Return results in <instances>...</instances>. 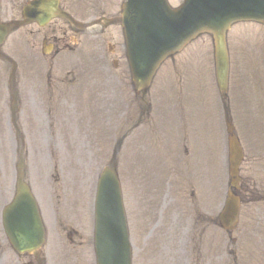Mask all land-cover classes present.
I'll list each match as a JSON object with an SVG mask.
<instances>
[{"label": "rangeland", "instance_id": "rangeland-1", "mask_svg": "<svg viewBox=\"0 0 264 264\" xmlns=\"http://www.w3.org/2000/svg\"><path fill=\"white\" fill-rule=\"evenodd\" d=\"M181 0H172L174 5H177ZM254 28L252 25H240L235 27L230 33L231 42L233 39L236 40L241 35H246V38H242L247 44L246 58L247 63H251V66L254 65L256 68L255 72H252L251 67L245 66V71L241 72V80L246 83V86H239L237 89V95L240 98V102L236 104L234 101V122L236 124L237 130L242 137V140L247 143V151L251 157H261L264 153V137H260L257 133L261 122L258 118L252 115L253 106L250 104L253 101L254 96L252 89L259 92L257 95L258 110H260V117L264 120V43L261 41L260 33L257 31L258 27H255V33L249 32ZM233 52L234 60L235 57V43L233 41ZM177 62L172 64V73L170 80L164 81V84L159 82L164 79L159 77V80L154 85L153 94L155 99V104L158 107V113L154 115L155 120H159V126L163 125V128L168 129L169 124L167 123L170 118V108L173 110L174 107H170V102L168 99H172L173 102L177 99L184 100V131L185 133H190L193 138L192 140H200V138L205 134L207 141V150L211 151V147L218 143V136L223 134V129L220 121L217 120L214 116L213 106L216 108L219 107V100L217 92H212V79L204 83V77L206 71L213 65V47L212 41L209 36H204L196 43H194L188 50L185 51L183 56L177 58ZM156 86H158V91L156 92ZM213 97L214 103L212 104ZM196 102L193 106L192 103ZM250 101V102H249ZM174 105V103L172 104ZM160 107V108H159ZM179 111V109H178ZM174 114L172 115L173 118ZM206 118L205 126L202 125V121ZM218 116V114H217ZM181 116L178 115L177 119H180ZM248 119V121H247ZM194 124H193V122ZM167 123V124H166ZM173 124V121H172ZM163 128L160 130L163 132ZM161 132V146H166L168 144L167 136ZM174 147V146H173ZM161 151H153V154L150 158L145 159L144 155L142 157L136 152H128L127 158L129 163L134 166L135 161H140L145 163L144 169L146 170H155L158 168L159 160L161 157ZM39 164L38 167H33L32 174L30 170L32 168L31 156L29 157V170H28V179L32 183L33 188L37 189L38 198L40 203H42L45 217L52 219L54 216V210L50 206V198L45 192V181L50 185L53 184L54 188V200L56 203V211L59 212V205L66 200L67 204L64 205L62 209L65 214L74 215V214H83V209L85 211V220L90 222L91 215V200L93 195V189L89 192V182L93 175V171L81 170V171H71L70 173H65L62 171H53V165L56 162L52 161L49 156H34ZM123 157H119L120 160V169L119 172L122 174L123 171ZM95 159V163L92 164V169L97 164L108 163L109 157L104 156H93L91 160ZM89 163V162H88ZM37 170H40L41 174H36ZM255 176L254 178L259 181L262 179L264 181V162L259 163L258 167H255ZM212 173V170H211ZM215 173L214 170V181L211 187L208 190V205H212V195L216 196V184H215ZM98 174V172L96 173ZM95 174V178H96ZM81 178L79 179V177ZM123 176V174H122ZM15 168H14V158L9 157L7 152L0 153V210L2 205L5 204L12 197L14 191L15 183ZM227 178V167L225 164L224 167V181L226 189V179ZM79 179V180H78ZM80 182L83 186L82 190H77L74 186L75 183ZM62 183V184H61ZM133 190H137V182L135 177L132 178ZM65 187V188H64ZM52 192V190H51ZM85 192V193H81ZM129 194V204L130 211L133 210L134 214L138 209V197L133 194L134 192L131 189H128ZM71 193V195H70ZM78 200L81 202V207L77 203ZM5 202V203H4ZM254 215L256 222L252 223V228H254V235L250 241L247 240L246 246L241 247V256L244 255L249 258V261L255 264H264V201L256 202L253 206ZM83 208V209H82ZM75 209V210H73ZM52 213V216L50 215ZM0 221H1V211H0ZM245 222H249L248 220ZM226 234V233H225ZM227 235V234H226ZM1 236V231H0ZM59 237L63 244L69 242L68 234L58 233L56 236ZM227 240V237L225 238ZM225 240V241H226ZM51 244V243H50ZM49 244V245H50ZM47 247H50V246ZM243 260L241 259V263Z\"/></svg>", "mask_w": 264, "mask_h": 264}, {"label": "water", "instance_id": "water-1", "mask_svg": "<svg viewBox=\"0 0 264 264\" xmlns=\"http://www.w3.org/2000/svg\"><path fill=\"white\" fill-rule=\"evenodd\" d=\"M182 12H180V16ZM179 16V15H178ZM231 22V20H227L225 22H223L222 26L225 27L226 25H228ZM166 24L165 21H162L161 24H152L150 25H145L140 27L142 24H138V26L140 27L139 30L141 33H143L146 37L150 38L151 41H149L147 44H145L143 46L142 52L137 53L136 49L134 48L135 46V38L134 35L131 34V48H132V55H133V61L135 64V69H136V73L138 75L141 74V71L139 70V65L140 64H146L147 66H150V70H151V74L154 71L155 67H157V65L159 64V62L162 60V58H164V56H166L168 53H170L172 50H174L172 47H169L166 45V49L160 53V45L159 42L154 41V39L159 38V34L163 28V26ZM204 26H198V27H192V31L196 32V31H201L203 30ZM158 40V39H157ZM186 39H183V41H185ZM108 180L110 181V184H112L111 180L112 177H108ZM27 201H29L27 199ZM105 221H108L107 219H103Z\"/></svg>", "mask_w": 264, "mask_h": 264}, {"label": "flooded vegetation", "instance_id": "flooded-vegetation-1", "mask_svg": "<svg viewBox=\"0 0 264 264\" xmlns=\"http://www.w3.org/2000/svg\"><path fill=\"white\" fill-rule=\"evenodd\" d=\"M15 8V7H14Z\"/></svg>", "mask_w": 264, "mask_h": 264}]
</instances>
